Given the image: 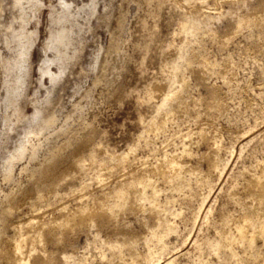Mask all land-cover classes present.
<instances>
[{
	"label": "rangeland",
	"instance_id": "374dc122",
	"mask_svg": "<svg viewBox=\"0 0 264 264\" xmlns=\"http://www.w3.org/2000/svg\"><path fill=\"white\" fill-rule=\"evenodd\" d=\"M67 1L72 15L63 13L61 0L0 4V264H6L2 254L37 230L38 222H60L64 208L93 207L95 201L109 205L106 218L95 224L78 218L61 242V229L45 231L44 246L56 264H262L248 245L219 243L229 230L223 217L243 215L252 204L253 175L264 169V0ZM201 10L203 22L196 26ZM259 15L263 23H247ZM59 18L55 26L52 20ZM62 28L66 40L48 49L52 33ZM25 37L36 43L20 121L9 123L4 103L19 85L16 62ZM48 59L54 73L65 71L56 81L39 70L50 65ZM212 90L223 102L213 99ZM164 117L165 129L157 133ZM30 130L35 135L29 138ZM72 136L78 141L62 165L73 170L70 176L33 177L50 151ZM216 147L218 172L210 169ZM132 148L131 159L120 163ZM167 153L197 170L186 174L180 188L154 171ZM142 178L151 183L137 203L145 209L120 213V195L134 198ZM154 188L159 195L152 199ZM156 202L172 226L158 224L151 212ZM256 245L264 253L263 240ZM30 261L35 264V257Z\"/></svg>",
	"mask_w": 264,
	"mask_h": 264
},
{
	"label": "bare ground",
	"instance_id": "6f19581e",
	"mask_svg": "<svg viewBox=\"0 0 264 264\" xmlns=\"http://www.w3.org/2000/svg\"><path fill=\"white\" fill-rule=\"evenodd\" d=\"M63 2V4L65 5V10L63 11L64 14H70L72 15L70 12L71 9V3L68 2L67 0H61ZM235 1V0H234ZM239 1V0H238ZM242 1V0H241ZM239 1V2H241ZM3 0H0V4H2ZM223 2V1H222ZM244 2V1H242ZM241 2V3H242ZM189 3V2H188ZM233 3V2H232ZM203 4V3H201ZM237 4V2H236ZM245 4V3H244ZM198 5V4H197ZM233 5H235V3H233ZM204 6V5H203ZM196 7V6H195ZM202 7V6H201ZM243 7V6H242ZM200 8V7H199ZM198 10V9H197ZM1 11V10H0ZM195 11V10H194ZM202 10L200 12H197V14L195 15V24L196 26H200L203 22V15H202ZM205 12V10H204ZM213 12V11H212ZM211 12V13H212ZM190 13V12H189ZM233 11H229L227 13H225V15H232ZM215 14V13H214ZM224 14V13H222ZM260 14V13H258ZM224 15V16H225ZM209 16V15H206ZM255 16V15H254ZM205 17V16H204ZM212 16H209V18ZM262 17V16H261ZM259 16L253 17V18H249L247 19V23L251 22H257L261 21L262 18ZM189 18V17H188ZM217 20V19H216ZM53 24H56L55 26H57V24H60L62 22V19H58L55 20L53 19ZM190 21V20H189ZM212 21V20H211ZM218 21V20H217ZM192 22V21H191ZM262 22V21H261ZM189 23V22H188ZM187 23V24H188ZM260 23V22H259ZM263 23V22H262ZM261 24V23H260ZM190 27V26H189ZM241 27V25L237 24L236 29L234 30L235 35L239 32V28ZM186 28V27H185ZM188 28V27H187ZM63 29V28H62ZM61 29V30H62ZM192 29V27L190 28ZM188 29V30H190ZM195 29V28H194ZM193 29V30H194ZM57 31L56 33H52L51 37H50V41L48 43V49H55L56 50V46H59L58 44L61 42L63 43L64 40H66L67 35H65L66 30L63 29L62 32ZM192 30V31H193ZM182 31V30H181ZM190 32V31H189ZM188 31L184 33H188L190 34ZM194 32V31H193ZM197 32V31H196ZM212 32V31H211ZM203 34V33H202ZM32 35H34L32 33ZM213 35V34H212ZM24 36V35H23ZM37 36V35H36ZM195 36V35H194ZM29 37V36H28ZM25 37L24 39H27V42H25L26 44L22 47L23 50L21 52V54H19V61L18 63L16 62L18 67L20 74L19 76L17 75L16 77L18 78L16 81H18L16 83L19 84L16 88L14 89H10L8 91V95L9 97H7L8 99L6 100L5 104V108H6V121L7 122H12L15 120L17 122L20 121V101L24 95V87L25 86V79L27 78V76L29 75V60H30V56H31V51L36 43L35 40H32L31 38ZM34 37V36H33ZM205 37V36H204ZM218 37V36H217ZM225 39V38H224ZM185 42V41H184ZM61 46V45H60ZM46 47V46H45ZM47 50V49H46ZM59 50V49H57ZM58 52V51H57ZM58 55L61 53H57ZM18 55V54H17ZM188 59V58H187ZM46 61V60H45ZM44 61V62H45ZM62 61V60H61ZM56 62V61H55ZM188 62V61H187ZM233 62V61H232ZM47 67L43 68V66L39 69L40 72L42 73V75L44 77H47V79H51L52 81H56L57 78H59L60 76L62 77V75H64L65 71L63 69L59 70V75L54 73L51 70V65H53L54 60H47L46 65ZM205 63V62H204ZM216 63V61H215ZM43 65H45L43 63ZM208 65V64H207ZM63 66V65H62ZM176 66V65H175ZM211 66L212 65H208ZM210 67V68H211ZM222 67V66H221ZM216 68V67H215ZM230 68V67H229ZM207 70V69H206ZM41 76V77H43ZM226 76V75H225ZM43 79V78H42ZM50 80V81H51ZM58 82V80H57ZM182 82V81H181ZM43 86V85H42ZM213 99L216 100L218 102V100L220 98H218L219 94L217 93L216 90H212V94ZM170 99V98H169ZM171 100V99H170ZM178 100V98H177ZM221 100V99H220ZM222 101V100H221ZM200 102V101H199ZM223 102V101H222ZM171 103V102H170ZM216 103V102H215ZM214 103V104H215ZM220 103V101H219ZM218 103V104H219ZM180 106V105H179ZM222 106V105H221ZM169 107V106H168ZM165 109V108H164ZM219 109V108H218ZM172 110V109H171ZM171 110H168L167 112H165L166 115L171 113ZM217 110V109H216ZM9 111H11L9 113ZM219 111V110H218ZM161 112H163L161 110ZM173 114V113H172ZM37 115V114H36ZM39 115V114H38ZM163 115V114H162ZM165 115V116H166ZM171 115V114H170ZM169 120V119H168ZM9 122V123H10ZM49 122V121H48ZM6 123V122H5ZM153 123V122H152ZM167 120L165 119H161V121L158 124V127L156 129V132L159 133L160 131L165 129ZM7 124V123H6ZM47 124V123H46ZM49 124V123H48ZM47 124V125H48ZM157 125V124H156ZM12 126V125H11ZM84 126V125H83ZM153 127V125H152ZM83 128V127H82ZM151 128V127H150ZM149 128V129H150ZM152 129V128H151ZM48 130V129H47ZM66 130V129H65ZM65 130H63L65 132ZM205 130V129H204ZM45 131V129H44ZM62 131V130H61ZM69 131V130H68ZM66 131V132H68ZM43 132V131H42ZM65 132V133H66ZM71 132V131H70ZM152 132V131H150ZM155 132V131H154ZM204 132V131H203ZM64 133V135H65ZM146 133V132H145ZM161 133V132H160ZM60 132H56L54 135L58 138L60 137ZM70 134V133H69ZM73 133L71 132L70 136ZM26 135V134H25ZM34 136L35 133L32 132L31 130L27 133V136L30 138L31 136ZM74 135V134H73ZM52 136V135H51ZM63 136V135H62ZM78 136V134H77ZM158 137V136H157ZM69 138V137H68ZM27 139V138H26ZM60 138H58L59 140ZM28 141V139H27ZM57 141V139H56ZM78 141V138H76L75 136H72L69 140L67 139V142L64 144H60L58 146H56V150L53 151L51 150L49 156L46 158V161L44 164H42L40 166V168L34 170L33 172H31L33 174V177H35L36 175H38L39 177H41L44 180H50L53 176H55L56 174L60 176V179L63 180L64 178H67L68 176H70V174L72 173V169L71 168H62L63 165V156L64 153L74 145L75 142ZM213 143V142H212ZM216 145V144H215ZM55 146V145H54ZM219 146V145H218ZM23 147V146H22ZM185 147V146H184ZM50 149V148H49ZM48 149V151H49ZM27 150V149H26ZM36 150V149H35ZM216 154L214 155L213 160L210 163V169L211 171H219L220 170V166H221V162H220V149L218 147H216ZM24 152V151H23ZM37 152V151H36ZM36 152H34V155L36 156ZM48 153V152H47ZM135 150L132 148L130 150L129 153H124V155L122 156H118L120 163H127L130 158V155L134 154ZM188 153V150L184 149V154ZM22 154V153H21ZM182 154V155H184ZM33 155V156H34ZM23 156V155H22ZM184 157V156H183ZM117 160V159H116ZM131 161V160H130ZM142 163V162H141ZM119 165V164H118ZM122 165V164H121ZM128 165V164H127ZM146 165V164H145ZM144 165V167H145ZM261 165V164H260ZM120 166V165H119ZM156 166V165H155ZM72 167V166H71ZM116 167V166H115ZM118 168V167H117ZM79 169V168H77ZM110 169V168H108ZM150 169V168H149ZM155 169V170H154ZM153 170L156 171L157 173L163 174L164 177H166L167 181L169 184L172 185V187L174 188H180L181 183L183 182V179L186 177V174L191 173V174H197V170L193 169L192 167L189 166V164L185 163L184 161L180 160L177 155L175 154H166V156L164 158H162L161 163L154 168ZM166 169L170 170V172H166ZM26 170L28 171V168H26ZM144 170V169H143ZM147 170V169H146ZM125 171V169H124ZM150 171V170H149ZM210 171V170H209ZM148 172V170H147ZM149 173V172H148ZM213 173V172H212ZM154 174V173H153ZM251 174V173H250ZM162 175V176H163ZM217 175V174H216ZM101 178H103L101 176ZM35 179V178H34ZM143 179V178H142ZM150 179V178H149ZM66 180V179H65ZM101 180V179H100ZM106 180V179H105ZM104 180V181H105ZM41 181V180H40ZM166 181V180H165ZM50 182V181H49ZM142 182V181H141ZM151 182V180L149 181ZM38 183V182H37ZM43 183V182H42ZM48 184V183H46ZM150 184L148 185L147 181L138 184L139 187L137 189H135V191L133 192L135 194L134 198H131L129 193H122L120 195V199L119 202L117 204V208L120 211V213H128L131 211H135L136 209L140 208H144V206L138 205V199L140 196L143 195H147V189L148 187L150 188ZM38 186V185H37ZM56 186V185H55ZM40 187V186H39ZM153 188V187H152ZM35 189V188H34ZM37 189V188H36ZM252 197L250 196V198H252V204L248 207H246V210H244L245 212L243 213V215L237 220L236 219H232L231 216H224L223 217V224L225 225V227H229V230H226L222 235V241L219 243V247H223L225 244H227L230 248L233 247V245L235 244H239L240 247L244 246V245H248L250 248V251H255V253L257 252L258 256L262 259L264 264V253L262 252V249L259 248L256 245V242L258 241V239L263 240L264 242V169L261 170V172L259 174L253 175V178L250 182V187H249ZM154 192L153 194L150 196V198L154 199L157 198V196L159 195V191L157 189H153ZM177 190V189H176ZM130 191V190H129ZM28 192L25 190V195L28 196ZM81 192V191H80ZM84 193V192H83ZM121 193V192H120ZM119 194V193H118ZM119 196V195H118ZM147 196V197H149ZM13 197H15L13 195ZM12 198V197H10ZM141 198V197H140ZM206 198V197H205ZM105 199V198H104ZM149 202V200H147ZM249 202V201H248ZM142 204V203H141ZM153 204V203H152ZM93 207H91L89 204L85 205L82 204L80 205L77 209H75L74 211H70L67 208H64V216L61 219L60 222H52L49 223L48 225H45L43 223L38 222V228L37 230L34 229L35 231H30L28 232L26 237L25 236H21L22 238L17 241L11 248L10 251H3L5 253H3V259L5 260L6 264H32V262L30 261L31 257H35V264H56V260L55 257L48 253L45 249V242H46V238H45V231L47 230H54L55 227L61 229L64 234L66 236H64V239H60L57 238L58 242L64 241L65 239L68 238L69 234L71 232H73L76 229V226L78 227L76 221L78 218L81 219L82 224H86L88 221L93 222L94 224L96 223L98 218H106V213L104 212L105 209L109 206L107 203H99V202H94V204L92 205ZM116 207V206H115ZM159 203L156 202L154 203V205L151 208V212L154 213L155 218L158 220L157 222H159L158 224L160 225H168L172 226L173 224L168 222L165 217L163 216V210L160 211L159 208ZM143 209V210H144ZM138 211V210H137ZM136 211V212H137ZM108 214V213H107ZM167 215V214H165ZM116 219V218H115ZM222 221V220H221ZM103 223V222H102ZM107 224L112 223V219L111 218H107V221L105 222ZM168 223V224H167ZM79 224V223H78ZM81 225V224H80ZM156 226V225H155ZM19 227V226H18ZM149 227V226H148ZM157 227V226H156ZM21 228V227H20ZM19 228V229H20ZM57 228V229H58ZM159 228V226H158ZM32 229V228H31ZM107 229V228H106ZM169 229V228H168ZM167 229V230H168ZM171 229V228H170ZM172 230V229H171ZM154 231V230H153ZM63 232H62V236H63ZM152 232V231H151ZM171 232V231H170ZM33 233V234H32ZM54 233V231H53ZM51 234V233H50ZM153 234H155L153 232ZM23 235V234H22ZM156 235V234H155ZM99 236V235H98ZM151 236V235H150ZM95 238V237H94ZM93 238V239H94ZM143 238V237H142ZM162 238V237H161ZM220 238V237H219ZM53 239V238H52ZM103 240V239H102ZM148 240V239H147ZM146 240V241H147ZM161 240V239H160ZM159 242V241H158ZM162 242V241H161ZM160 242V243H161ZM113 243V242H112ZM147 243V242H146ZM149 243V242H148ZM206 243V242H205ZM57 244V243H56ZM107 244V243H106ZM218 244V243H217ZM135 245V244H134ZM161 245V244H160ZM57 246V245H56ZM217 246V245H216ZM239 247V248H240ZM6 248V247H5ZM263 248V247H262ZM121 249V248H120ZM217 249V248H216ZM234 249V248H233ZM233 249L231 251H233ZM164 250H166V246L164 247ZM230 251V249H228ZM151 251V250H150ZM247 251V250H246ZM220 253V252H219ZM247 253V252H246ZM71 254V253H70ZM130 254V253H129ZM73 255V254H72ZM71 255V256H72ZM235 255V254H234ZM244 255V254H243ZM254 255V254H253ZM159 256V255H158ZM251 256V255H250ZM66 257V256H65ZM89 257V256H88ZM1 258V257H0ZM85 258V257H84ZM140 258V257H139ZM152 258V257H150ZM168 258V257H167ZM229 258V257H228ZM81 259V258H80ZM236 259V258H235ZM2 260V259H1ZM33 260V259H32ZM69 260V259H68ZM73 260V259H72ZM151 259H149L150 261ZM160 260V259H159ZM169 260V259H168ZM82 261V260H81ZM154 259H152V261L149 264H155V262H153ZM2 262V261H1ZM34 262V261H33ZM66 262V261H65ZM76 262V261H75ZM86 262V261H85ZM124 262V260H123ZM68 263V262H67ZM122 263V262H121ZM126 263V262H125ZM148 263V262H147ZM158 263V262H157ZM156 263V264H157ZM160 263V262H159ZM77 264V263H76ZM116 264V263H115ZM130 264V263H129ZM166 264H175V259L169 260V262H167ZM201 264H206V263H201Z\"/></svg>",
	"mask_w": 264,
	"mask_h": 264
}]
</instances>
